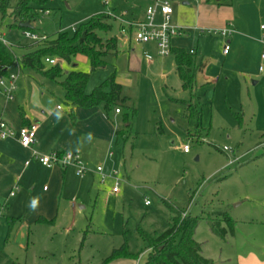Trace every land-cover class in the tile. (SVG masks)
Segmentation results:
<instances>
[{
	"label": "rangeland",
	"instance_id": "374dc122",
	"mask_svg": "<svg viewBox=\"0 0 264 264\" xmlns=\"http://www.w3.org/2000/svg\"><path fill=\"white\" fill-rule=\"evenodd\" d=\"M19 1L10 0L11 7ZM251 2L255 9L251 23L255 35L264 41V2ZM144 3L42 0L39 18L31 27L38 36L54 38L64 31L73 34V27L78 29L103 13L112 16V28L98 30V35L104 40L121 37V25L129 28L128 22L134 15L138 19ZM11 11L3 17L0 10V37L21 57L42 42L16 27ZM205 36L213 54L220 57L215 43L220 34L206 30ZM55 60L64 74L88 73V93L115 73L122 97L137 109V116L129 139L96 148L93 128L99 115L107 113L103 104L90 108L91 115L83 120L91 130L85 128L80 155L89 170L85 174L70 165L63 168L66 172L56 186L45 175L33 174L21 184L0 183V264H102L113 249L124 245L132 260L145 264L149 244L141 232L157 236L167 230L174 216L169 205L193 216L223 212L235 221V235L225 237L213 233L205 219L199 221L195 239L212 264H244L251 253L264 258V145H260L264 140V61L259 76L232 72L226 80L224 73L214 86L198 80L200 98H196L192 90L183 89L173 54L160 55L152 42L121 40L118 53H109L106 64L94 70L83 54L70 61ZM8 71L17 75L19 90H26L22 85L27 81H38L43 91L55 93L50 95L53 104L67 108L59 80L17 63ZM7 77L0 78L8 82ZM0 93L4 94V86L0 85ZM187 102L199 103L200 119L191 115ZM113 111L108 113L110 120L121 129L122 116L114 120ZM184 145L189 146L188 152ZM99 165L104 172L96 171ZM114 169L120 174L118 192L113 191L112 179H102ZM40 214L49 215L53 224L37 223ZM7 216L22 218L13 239H7ZM83 233H87L84 242Z\"/></svg>",
	"mask_w": 264,
	"mask_h": 264
},
{
	"label": "crops",
	"instance_id": "0c3cea01",
	"mask_svg": "<svg viewBox=\"0 0 264 264\" xmlns=\"http://www.w3.org/2000/svg\"><path fill=\"white\" fill-rule=\"evenodd\" d=\"M157 1L145 0V5L140 15L137 16L138 19L134 15L128 23L144 21L147 7ZM168 1L174 9L171 22L181 31L172 38V49H185L187 52L192 53L195 62L196 83L194 89H192L193 96L199 97L198 80L206 85L214 86L215 83H220L219 81L224 73L227 74L226 80L231 79L232 72L245 76H259L261 74L262 71L259 68L263 62L264 41L255 35L254 27L251 23L252 15L255 14V9L252 8V0ZM260 1L264 2V0ZM161 19L162 15L158 14L157 21H161ZM209 28H230L233 30V33L228 38L220 35L221 37L215 42L218 43L220 57L215 56L212 46L208 45L209 37L205 36V31ZM124 29L126 33H123ZM261 29H263L262 25ZM120 32L121 37H117L119 42L121 40L124 42L134 40L133 30L127 28L124 23L121 25ZM226 42H229L231 47L230 51L224 54ZM147 62L151 63L152 59L147 58ZM175 71L177 73L176 63ZM31 81H27L22 85L26 87V90H19L20 87L18 86L13 99L8 100L4 94L0 93V118L7 120L16 128H20L25 124L37 123L39 125L37 139L32 148L22 146L15 138L0 140V183L7 180L11 184L17 182L21 184V181H25L26 178L30 177L31 180L33 175L34 177L45 175L44 179L56 186L59 176L65 174L66 170L63 168L66 167L59 165L44 166L33 157V153L34 151L40 154H49L53 151H70L77 152L82 156L85 144L83 141H85L84 137L87 134L85 128L91 130V126H86L84 121L87 116L91 115L89 113L92 112H90V108H74L75 120L73 121L69 113V107L65 108L60 104L51 102L50 95H55L51 89L43 91L42 85L40 87V82ZM254 83L256 82L254 81ZM38 87L41 88V91ZM188 103L191 102H187V105ZM191 104L199 106L198 102ZM113 113V118L116 121L122 116V113H116L115 109ZM99 117V123L93 128L96 132V138L92 142L94 147L98 148L99 144L109 145L115 140L119 141L116 138V131L120 128L114 121L110 120L108 114L106 116L100 114ZM118 121L119 125H122V120ZM260 145H264V140L260 142ZM29 174L33 175L30 176ZM45 215L40 214L36 222L52 223V221H49V215ZM9 217L18 219L11 233H9ZM21 223L22 218L7 216V239L14 238V234L19 230ZM86 234L83 233V242L86 240ZM107 264H138V261L132 260L131 257H119ZM244 264H264V258L259 257L258 254L251 253Z\"/></svg>",
	"mask_w": 264,
	"mask_h": 264
},
{
	"label": "trees",
	"instance_id": "16d2710c",
	"mask_svg": "<svg viewBox=\"0 0 264 264\" xmlns=\"http://www.w3.org/2000/svg\"><path fill=\"white\" fill-rule=\"evenodd\" d=\"M36 5H32L31 3ZM42 0H20L15 7H11L10 0H0V10L5 17L9 9L14 18L15 26L23 30L32 31V27H21L20 22L36 21L39 18V9ZM109 14H97L80 27L73 30V34L67 31L60 32L54 38L44 41H36L39 46L21 57H17L10 46L0 38V77L9 76V68L17 63L20 67H29L35 72L51 80H59L67 107L70 108V116L75 120L74 108H91L103 104L108 114L114 108H120L122 113V127L116 131L117 140H127L132 134L133 125L137 116V109L127 104L128 99L122 97V85L117 81L115 73L107 80L94 88L90 93L86 91L89 74L81 71H71L64 74L58 62L51 64L46 58L59 57L70 61L77 54L86 55L92 65V69L106 64L105 57L109 53H118L119 39L110 37L102 39L97 31H108L112 28ZM33 32V31H32ZM176 70L182 81L184 89H194L196 68L193 55L182 48L172 49ZM46 63H49L48 67ZM61 79V80H60ZM191 115L200 119L199 106L188 103ZM30 125V124H25ZM60 154L63 151L59 152ZM174 212L171 218V226L157 236H152L144 231L142 237L148 242L149 255L145 264H212L210 258L202 254L201 244L195 239V229L201 219H205L211 231L220 237L228 234L234 235L235 221L227 213L213 212L208 215L183 216V212L169 205ZM18 219L8 218L9 233L15 227ZM127 246L115 249L104 260L103 264L119 258L132 257ZM14 264H19L15 262Z\"/></svg>",
	"mask_w": 264,
	"mask_h": 264
},
{
	"label": "built area",
	"instance_id": "2783aa9c",
	"mask_svg": "<svg viewBox=\"0 0 264 264\" xmlns=\"http://www.w3.org/2000/svg\"><path fill=\"white\" fill-rule=\"evenodd\" d=\"M173 11V6L168 0H158L154 4L149 5L146 9V19L144 21L128 23V27L133 30L134 40L143 43H155L157 51L160 55L170 54L172 51V38L181 32L180 29L171 22ZM158 14L162 15L161 21H157ZM72 29L75 30V27ZM208 32L210 34L219 33L223 37L228 38L233 33V30L230 28H209ZM24 33L28 38H31L34 41H44L47 39L46 36H38V34L29 30H24ZM123 33H126L125 29L123 30ZM230 47V43L226 42L224 46V54H227L230 51ZM148 59H150L149 56ZM46 61L51 64L56 63V60L53 58H46ZM262 61H264V51L262 53ZM259 69L262 71L263 66L260 65ZM7 78L9 80L8 82L7 80L0 78V85L4 86V95L6 99L10 100L14 98V94L17 89V75L10 74ZM115 111L116 113L121 112L120 108H116ZM38 128L39 125L37 123L16 128L7 120L0 118V140L15 138L22 146L32 148L37 139ZM184 151H189L188 145H184ZM33 157L42 165L47 167L54 165L67 167L71 165L74 166L77 173L81 175L89 171L84 165L80 154L77 152L69 151L60 154L59 151H53L49 154H40L34 151ZM96 171L101 173L104 172L103 166H97ZM107 178L113 180L115 185L113 187V191L118 192V186L120 185L119 172L114 169L110 173L102 175L103 180ZM146 203H149V201H146ZM187 214L185 213L183 216H186Z\"/></svg>",
	"mask_w": 264,
	"mask_h": 264
},
{
	"label": "water",
	"instance_id": "95a60500",
	"mask_svg": "<svg viewBox=\"0 0 264 264\" xmlns=\"http://www.w3.org/2000/svg\"><path fill=\"white\" fill-rule=\"evenodd\" d=\"M19 26H21V27H31V23L30 22H20Z\"/></svg>",
	"mask_w": 264,
	"mask_h": 264
}]
</instances>
